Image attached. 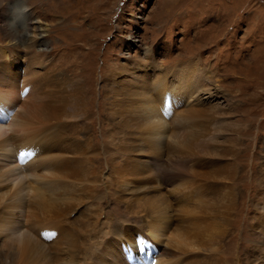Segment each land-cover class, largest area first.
I'll return each mask as SVG.
<instances>
[{
  "label": "bare ground",
  "instance_id": "1",
  "mask_svg": "<svg viewBox=\"0 0 264 264\" xmlns=\"http://www.w3.org/2000/svg\"><path fill=\"white\" fill-rule=\"evenodd\" d=\"M26 4L0 8L6 11L0 28V264H127L119 245L139 246L142 239L152 264H222L229 258L264 264V159L262 185L243 183L248 155L233 142L244 128L232 121L236 102L225 111L209 109L212 89L219 88L196 58L156 77L162 71L151 49L143 54L147 64L126 59L113 65L101 89L110 124L103 130L111 146L106 177L137 222L110 225V239L78 251L70 214L91 202L85 200H92L103 148L92 127L97 116L86 108L95 102L92 91L86 93L79 79L85 60L66 67L47 49L58 31L73 41L69 30L77 12L72 4L52 2L46 5L50 20H44V8L33 13ZM54 49L70 54L66 46ZM22 152L28 153L23 159ZM85 172L93 179H82ZM247 192L260 213L249 221L253 250L234 254L225 247L228 257L223 249L236 222L234 207L244 208Z\"/></svg>",
  "mask_w": 264,
  "mask_h": 264
},
{
  "label": "rangeland",
  "instance_id": "2",
  "mask_svg": "<svg viewBox=\"0 0 264 264\" xmlns=\"http://www.w3.org/2000/svg\"><path fill=\"white\" fill-rule=\"evenodd\" d=\"M64 1L26 0V6L33 13L34 11L40 13V8H44V16H47L46 19L43 18L44 20H50L48 10L52 2L72 4L73 12H77L75 17L78 18L74 23L76 26L69 30L73 41L66 42L68 37H64L58 31L54 37L47 39V49L48 57L54 63L59 59L66 67L72 65L73 61L82 65L85 60L84 68L78 69L81 77L79 79L85 86L86 93L89 89L92 91L95 102L86 105V108L90 117L97 116L92 127L99 146L103 148L98 158L101 166L94 177L97 182L93 184V192L90 193L93 196L92 200H85L91 202L78 206L70 214L75 226L73 239L78 245L79 252L84 253L92 245L97 246L110 239L108 228L110 225L137 222L133 220L131 213L124 209L125 201L120 200L117 193L115 194V187L106 177H109L105 168L111 146L110 138L104 137L103 130L107 131L110 124L104 121L106 101L101 89L103 80L113 65H124L129 59L147 64L148 61L143 56L147 49L155 53L156 64L162 71L158 72L156 76L158 78L181 64L195 58L200 60V67L208 70L212 82L219 88L217 90L210 87V90L216 93V96L209 98L211 111L217 109L225 111L231 107L232 101L236 102V114L232 121L236 120L244 128L238 132L239 138H233V142L242 146L239 154L248 155L242 182L255 187L262 185L263 175L260 176L262 173L260 167L264 159V0ZM16 2L17 0H0V8H4L5 4L13 7ZM47 4L49 5L46 6ZM54 9L57 10V7ZM78 9L82 11L79 13ZM4 10H0V28L4 26L2 18V14L6 13ZM50 17L61 22L62 16L59 14L53 13ZM59 25L62 26L60 23L56 26ZM15 29L21 31L19 26H15ZM2 30L0 29V43L5 39ZM63 45L66 46V50H70L67 56H62L54 49L60 46L63 48ZM79 47L82 50L78 55L76 50ZM81 52L84 54L83 58H80ZM12 77L14 78V75ZM207 97L208 94L204 98ZM172 105L175 106L176 103ZM74 127L75 125L72 128ZM87 178L93 179L89 174L86 177L85 172L82 179ZM252 199L253 196L247 192L244 208L240 207L239 210V205L234 207L236 222L234 226L232 224V237L225 240L226 245L224 244L223 249L224 255L227 254L228 257L225 247L234 254L243 249L244 252L253 250L248 241L252 237L249 221L260 213L258 210L255 211ZM233 212L232 210L230 213ZM142 242L145 240L142 239ZM122 245L132 250L136 246L135 244L126 246L124 242L119 245L121 251ZM136 258L139 260V256ZM152 258L149 264H152ZM229 259L222 264H235L232 262L233 259ZM141 263L144 264L139 260L138 264Z\"/></svg>",
  "mask_w": 264,
  "mask_h": 264
},
{
  "label": "snow or ice",
  "instance_id": "3",
  "mask_svg": "<svg viewBox=\"0 0 264 264\" xmlns=\"http://www.w3.org/2000/svg\"><path fill=\"white\" fill-rule=\"evenodd\" d=\"M25 155H28V153H24V152L20 153V157H21V159H23V157H24Z\"/></svg>",
  "mask_w": 264,
  "mask_h": 264
}]
</instances>
